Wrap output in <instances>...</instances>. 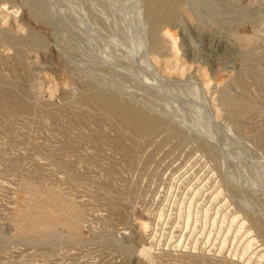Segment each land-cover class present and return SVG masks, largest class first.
I'll return each instance as SVG.
<instances>
[{
    "label": "rangeland",
    "instance_id": "rangeland-1",
    "mask_svg": "<svg viewBox=\"0 0 264 264\" xmlns=\"http://www.w3.org/2000/svg\"><path fill=\"white\" fill-rule=\"evenodd\" d=\"M153 2L0 0V264H264V0Z\"/></svg>",
    "mask_w": 264,
    "mask_h": 264
},
{
    "label": "bare ground",
    "instance_id": "bare-ground-1",
    "mask_svg": "<svg viewBox=\"0 0 264 264\" xmlns=\"http://www.w3.org/2000/svg\"><path fill=\"white\" fill-rule=\"evenodd\" d=\"M168 1H171V0H168ZM157 3L160 5V7H162V6H164L166 4V0H155V2L152 3V5H151L152 9H150V11L154 12L155 17L159 16L158 15L159 12L157 11L158 10L157 8L159 7V5ZM245 239L247 240V245L244 247L245 250H244V253L242 255V258L246 255V252L248 251V249H250V246H251V244L253 242V240H250L251 239L250 237H246ZM144 251H146V250L144 249Z\"/></svg>",
    "mask_w": 264,
    "mask_h": 264
}]
</instances>
